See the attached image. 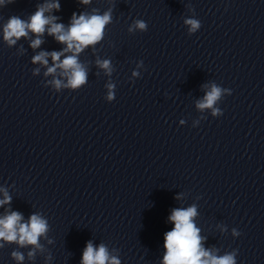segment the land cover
<instances>
[{
  "label": "clouds",
  "instance_id": "9594fccd",
  "mask_svg": "<svg viewBox=\"0 0 264 264\" xmlns=\"http://www.w3.org/2000/svg\"><path fill=\"white\" fill-rule=\"evenodd\" d=\"M8 2L12 3L13 0H8ZM80 2L89 4L91 0H80ZM4 3L5 0H0V5ZM52 9L58 10L59 3L53 2L39 7L28 21H24L18 16H12L4 26V38L9 44H15L17 39L27 37L29 31H31L37 36L31 43V47L35 49L42 43L39 36L47 30L49 35L54 36L56 41L65 44L66 48L63 52H41L33 57V62L47 65V58L51 56L53 66L47 69L46 74H53L57 69H61L62 74L68 80L65 86L75 89L86 82V71L78 62L77 54L83 51L85 47L95 45L102 39L105 26L111 21V12L107 11L103 15L81 14L76 16L73 14L70 26L65 29L63 24L55 23L56 17L45 16V12H50ZM185 23L191 26L190 31H195L199 27V22L194 19H188ZM135 28L144 30L146 24L143 21H137ZM68 52H71L72 55H67L61 61V55ZM98 63L100 67L109 72L111 71L108 60L98 61ZM53 83L57 89L62 86L61 80H54ZM222 91L220 87L213 84L197 107L200 109L212 108L221 97ZM109 98H111V93ZM9 200L10 197L5 193V199L0 200V206L8 203ZM196 215L195 206L172 211L169 220L174 227L164 236L166 252L163 264H235L234 254L218 257L202 247L200 230L193 222V217ZM22 219L21 214L18 212H12L0 218V239L17 242L21 246L37 245L38 238L47 230V222L36 214L31 215L27 223H21ZM29 255H32V253ZM13 256L17 260H23V256L18 253H13ZM106 262L107 264H119L115 257H109L103 245L96 249L91 242H88L83 252L81 264H106Z\"/></svg>",
  "mask_w": 264,
  "mask_h": 264
}]
</instances>
